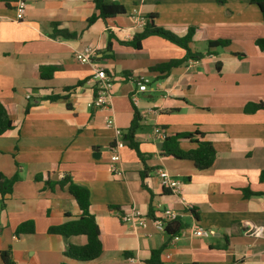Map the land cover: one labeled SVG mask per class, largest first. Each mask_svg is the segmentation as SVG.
I'll list each match as a JSON object with an SVG mask.
<instances>
[{"label": "crops", "instance_id": "1", "mask_svg": "<svg viewBox=\"0 0 264 264\" xmlns=\"http://www.w3.org/2000/svg\"><path fill=\"white\" fill-rule=\"evenodd\" d=\"M118 1L124 14L87 25L94 0H27L23 21L16 20L15 0H0V102L13 118L0 136V177L17 178L10 193L0 194V264L2 253L11 264H152L153 250L161 264H264V234H254L264 229L261 12L250 0ZM151 15L155 27L178 38L193 30L189 48L203 58L161 74L153 69L182 59L183 49L158 36L139 49L120 44L143 30L135 17ZM86 47L95 56L81 64L74 55ZM96 69L108 78L106 108L87 107ZM135 112L142 159L122 140ZM107 118L120 137L105 126ZM194 132L216 152L204 171L163 152L166 140ZM115 141L124 144L121 176L109 170ZM177 145L183 152L196 147L188 139ZM159 171L181 182L178 193L161 187ZM65 177L89 192L102 246L93 261L64 255L85 246V235L49 232L81 215ZM132 207L146 218L175 212L185 228L170 238L150 222L123 223L120 215ZM23 223L33 231L18 233ZM193 227L209 235L192 236Z\"/></svg>", "mask_w": 264, "mask_h": 264}, {"label": "trees", "instance_id": "2", "mask_svg": "<svg viewBox=\"0 0 264 264\" xmlns=\"http://www.w3.org/2000/svg\"><path fill=\"white\" fill-rule=\"evenodd\" d=\"M250 2L256 5L261 12L264 21V0H250ZM94 8L96 14L92 15L87 20V25H91L97 19L107 21L118 15L124 14V8L118 0H94ZM155 16H148L141 33L133 36L130 41L120 42V44L131 46L135 49H139L141 41L149 36H158L163 40L178 46L183 49L185 54L180 60H171L168 63L161 64L155 67L153 70L158 71L161 74H167L172 68H175L188 60L199 61L203 58L204 54L192 52L189 48L191 42L193 30H189L188 33L178 38L173 34L157 28L153 24V18ZM65 36H71L65 34ZM109 43V42H108ZM209 45L219 46L220 42L209 43ZM258 45L264 46V40H260ZM53 71V68H50ZM44 76V75H43ZM49 76V75H47ZM54 101L55 97L48 98ZM13 118L7 111L6 107L0 102V136L9 130L12 126ZM139 128V116L135 112L130 123L127 133L123 136V142L126 146L135 151L140 159H142L139 153L137 143L134 141V133ZM202 134L194 133H183L177 134L172 139L166 140L164 143L163 152L167 155H171L174 158L187 160L193 163L195 168L199 171L209 169L215 161L216 152L212 144L208 141L202 140ZM201 138V139H199ZM179 139H188L196 145L194 149L183 152L178 148L177 141ZM142 177L145 176L144 172L141 173ZM17 181V178H11L6 180L0 177V194L5 195L11 192L13 184ZM259 181L264 182V172L259 175ZM62 184L66 186L67 192L75 200L77 206L81 211L79 219L75 221L66 222L60 226L49 229L50 233L59 234L65 237L72 235H85L87 237V244L83 247H68L64 253L65 257L73 259L79 262H89L95 260L101 254V241L99 235V229L95 222L94 217L89 212V192L86 188L74 184L71 178L65 177ZM150 219H155L152 213L149 214ZM185 228V224L181 222L179 218L171 221H167L164 232L169 235L170 238H174ZM31 223H23L17 228L18 233H29L32 232ZM160 250H153L149 263L161 264L159 261ZM2 260L4 264H11L8 255L2 253Z\"/></svg>", "mask_w": 264, "mask_h": 264}, {"label": "built area", "instance_id": "3", "mask_svg": "<svg viewBox=\"0 0 264 264\" xmlns=\"http://www.w3.org/2000/svg\"><path fill=\"white\" fill-rule=\"evenodd\" d=\"M27 0H15V14L17 21H23L26 16V5ZM135 27L144 28L146 20L142 17L134 18ZM95 56V50L86 47L82 51L75 53L74 58L77 62L81 64H89L91 63V59ZM93 79L96 84V91L91 99V101L87 104V107L94 108H106L109 105L110 101V92L108 91V78L105 72L102 69H96L93 75ZM139 91H145L146 86L144 82H139L138 84ZM105 126L108 128L114 129L115 135L120 137L122 135L121 131L118 128H115L114 121L112 118H107L105 121ZM164 138V136H163ZM122 141H115L112 146L113 156L111 163L109 164V170L115 176H121V170L118 167L120 162V157L118 155V150L123 147ZM158 176L160 179V185L163 189L169 190L172 193H178L180 190L181 182L172 178L166 171H159ZM178 218V215L175 212L164 211L162 214V219H150L142 216L136 208L132 207L128 211L124 212L120 215V220L123 223H131L138 227L145 228L147 224L150 222L154 225L156 230L164 231L165 225L167 221H171ZM190 233L195 237H207L209 232L207 230H203L202 228H191ZM255 235H263L264 229L259 228L254 231ZM132 261V259L130 260Z\"/></svg>", "mask_w": 264, "mask_h": 264}]
</instances>
